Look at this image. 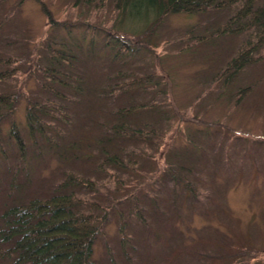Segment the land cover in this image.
<instances>
[{"label": "rangeland", "instance_id": "obj_1", "mask_svg": "<svg viewBox=\"0 0 264 264\" xmlns=\"http://www.w3.org/2000/svg\"><path fill=\"white\" fill-rule=\"evenodd\" d=\"M257 3L254 9L264 0ZM239 8L168 15L155 24L151 11L121 13L116 0H0V59L16 62L15 77L0 83V93L16 98L0 123V212L16 199L71 192L85 202L76 212L93 214L101 227L98 264H264V46L231 83L215 78L260 31L218 33ZM115 36L139 49L114 58ZM48 43L66 46V59L53 58ZM46 67L59 71L66 87L46 78ZM154 72L145 88L121 89ZM246 87L250 93L239 100ZM27 102L36 104L42 126L33 136ZM135 105L155 108L118 114ZM123 122L138 140L114 133ZM12 123L24 140L23 158ZM208 131L214 135L207 139ZM111 155L116 162L106 160ZM172 168L198 188V199L170 181ZM71 174L73 187L62 188Z\"/></svg>", "mask_w": 264, "mask_h": 264}, {"label": "trees", "instance_id": "obj_2", "mask_svg": "<svg viewBox=\"0 0 264 264\" xmlns=\"http://www.w3.org/2000/svg\"><path fill=\"white\" fill-rule=\"evenodd\" d=\"M258 1L259 0H116V6L121 10V13L127 11L129 7H133L135 10L136 7L139 9L141 6V8L147 9L149 12L151 11L152 14L156 16L155 24H157L163 17L168 15L185 14L199 16L211 10H230L232 7L239 4V10L230 17L223 29L218 33H242L249 30L252 26L259 27L260 31L255 42L244 44V46L238 50L236 56L231 58L224 65L222 70L216 74L215 78H223L224 85H227L234 81L233 79L236 75L241 73L246 67L259 61L258 58H253V54L264 46V4L254 9ZM42 11L52 24L56 26L59 25L53 21L50 13L46 11L44 7H42ZM239 20H244L246 23L234 28L233 25ZM108 35L113 37L111 34ZM187 36L191 38L189 41L195 39L192 33ZM111 40H113L112 46H118L114 58L121 57L123 52H126V54H129L128 52L133 54V51L135 53V51L139 49L130 46L136 41H131L124 37L120 38L117 36ZM198 41L200 40L198 39ZM205 41L207 40L205 39ZM138 45L141 46L140 43H138ZM52 46L51 43H48L45 50L58 61L65 60V55L61 52L60 48L65 49L66 46L57 45L60 47L57 50ZM261 59H264V57ZM15 63L12 57L0 59V67L7 68L0 71V83L9 82L15 77V70L10 69V65ZM43 73L46 78L50 79L53 83L66 87L64 81L59 78V71L46 67ZM155 74L154 72L151 75H140L133 79L131 78L124 86L121 85V89H123V87L130 90L145 88L144 85L152 81L155 78ZM46 90H49V88L47 87ZM110 91L113 93V89ZM250 91L251 88L249 87L239 90V100H242ZM49 92L52 91L49 90ZM15 102L16 98L12 94L0 93V110L2 108L6 109L5 113H2V115L0 113V123L6 116L5 114H13ZM36 107L35 103L27 102L26 125L30 136H33L35 132L42 133V126L40 125L37 115L34 113ZM154 108L155 107H151V105H135L120 109L118 114L127 118L135 114L153 110ZM41 109L45 111L46 107H41ZM206 127L210 128L208 125H206ZM112 130L114 133L124 135L121 137H127L130 140H138L137 132L131 131L126 122H123L120 127L115 125V127H112ZM197 131H199V129ZM209 132L211 131H208V135L205 137L207 139L209 135H214V133L211 132V134H209ZM194 133L196 134V132ZM218 135L219 133H217V136ZM10 136L20 153V158H23L25 154L24 140L14 123L11 124ZM192 137L193 134L191 135V139ZM142 141L147 142L150 141V139H143ZM196 146L195 144L194 147H192L193 151L202 152V150ZM106 158L107 161H111L112 163L116 162V157L114 155L107 156ZM182 168L184 167L182 166ZM184 170L191 171L189 168H185ZM73 176V174L68 175L61 187H73L74 181L76 180ZM167 176L172 183L180 182L184 186L185 192L189 193L194 200L198 199L195 194V192H199L198 188L185 180L180 172L172 168V170L167 172ZM79 183L84 186H91L88 180L81 179ZM13 187L14 185L11 184V188ZM12 203L14 204L8 205L0 212V261L5 262V264H98L93 259V253L98 235H100L101 227H98L96 224L97 220L93 214L76 212L79 207L85 204L82 199H78L73 193L69 192L67 194H51L44 198H31L25 202L16 199ZM120 230L122 229L120 228ZM120 244L123 246L125 243L122 241Z\"/></svg>", "mask_w": 264, "mask_h": 264}]
</instances>
